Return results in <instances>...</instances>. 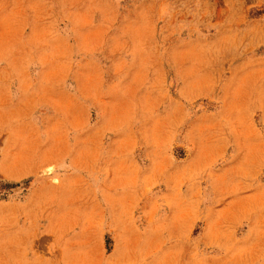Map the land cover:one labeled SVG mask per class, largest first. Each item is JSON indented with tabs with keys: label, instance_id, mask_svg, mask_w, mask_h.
<instances>
[{
	"label": "rangeland",
	"instance_id": "1",
	"mask_svg": "<svg viewBox=\"0 0 264 264\" xmlns=\"http://www.w3.org/2000/svg\"><path fill=\"white\" fill-rule=\"evenodd\" d=\"M0 264H264V0H0Z\"/></svg>",
	"mask_w": 264,
	"mask_h": 264
},
{
	"label": "crops",
	"instance_id": "2",
	"mask_svg": "<svg viewBox=\"0 0 264 264\" xmlns=\"http://www.w3.org/2000/svg\"><path fill=\"white\" fill-rule=\"evenodd\" d=\"M252 232L253 230L246 233L245 236L251 239ZM181 253H263V251L259 249L255 237L251 241L230 242L221 234L214 233L212 237L209 236L205 244H198L195 240L187 241L186 247Z\"/></svg>",
	"mask_w": 264,
	"mask_h": 264
}]
</instances>
